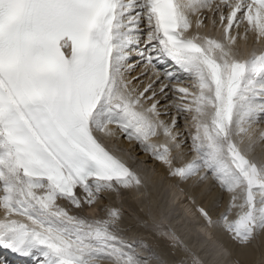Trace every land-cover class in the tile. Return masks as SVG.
<instances>
[{"label":"snow or ice","instance_id":"obj_1","mask_svg":"<svg viewBox=\"0 0 264 264\" xmlns=\"http://www.w3.org/2000/svg\"><path fill=\"white\" fill-rule=\"evenodd\" d=\"M205 13L218 16L221 39L186 35ZM248 33L264 40V0H0V253L32 264H148L122 238L118 209L81 215L104 193L142 183L100 138L117 132L170 176L204 172L200 181L211 176L231 194L215 221L198 209L209 225L241 246L264 234V164L246 155L251 129L264 122V52L240 57L237 41ZM169 60L178 71L161 78L158 65ZM140 63L160 81L158 92L155 80L133 85ZM179 73L191 88L179 86ZM166 89L181 101L176 112L194 122L196 156L180 166L177 117L160 118L170 115L161 105ZM161 133L165 143L150 142ZM0 264L10 262L0 254Z\"/></svg>","mask_w":264,"mask_h":264},{"label":"bare ground","instance_id":"obj_2","mask_svg":"<svg viewBox=\"0 0 264 264\" xmlns=\"http://www.w3.org/2000/svg\"><path fill=\"white\" fill-rule=\"evenodd\" d=\"M208 24L206 21L200 29H196L193 24L190 30L195 34L201 30L199 34L206 35ZM238 43L239 41L236 47ZM138 60L139 57L133 55L131 62L136 63ZM158 67L161 78L165 71H178L170 60L159 64ZM141 73L146 75L141 76ZM179 75V86L191 88L194 81L186 78L183 73ZM132 76L140 77L139 81H133V85L140 90L154 80V90L158 92L161 87L154 72L146 69L142 63L136 66L129 78ZM175 84L176 82L172 81L169 88ZM166 91L169 99H161V105L167 106L166 111L170 115H162L160 118L170 124L172 116L177 117L178 127L174 132L179 133L177 142L180 147L173 148V155L180 156V159L175 161V164L180 166L196 156V153L191 151L189 136L190 132L195 131L194 122L191 120V113L176 112L174 105L181 101L177 94L168 89ZM147 106L145 104V107ZM261 131H264V122L254 125L251 129L250 134L254 142L251 144V150L246 151L248 158L257 164H264V140L257 143ZM97 135L100 136L99 133ZM100 138L111 153L131 165L132 171L140 177L142 183L139 187L121 190L119 195L104 193L105 199L94 206L95 210L85 206L81 215L101 218L105 215L102 209H118L122 215V238L128 243L138 245L137 253L147 257L148 264H264V234L259 235L250 245L241 246L221 227L209 225L199 212V208H204L215 221L229 202L231 194L222 191L211 176L200 181L199 176L205 174L201 172L187 181H182L170 176L165 165L144 152L135 141L126 140L123 134L117 132L112 138ZM243 140L241 148L247 149L248 136L245 135ZM166 141L167 138L161 133L152 137L150 142L161 144ZM235 213L234 209L229 218H234ZM3 218L1 209L0 219ZM7 259L9 261L8 256ZM20 263L32 262L23 259Z\"/></svg>","mask_w":264,"mask_h":264}]
</instances>
